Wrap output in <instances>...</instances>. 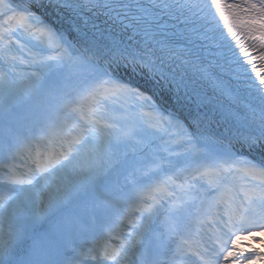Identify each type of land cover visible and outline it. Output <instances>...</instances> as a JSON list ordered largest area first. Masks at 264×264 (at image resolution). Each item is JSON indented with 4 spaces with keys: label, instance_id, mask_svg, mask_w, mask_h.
Returning a JSON list of instances; mask_svg holds the SVG:
<instances>
[{
    "label": "snow or ice",
    "instance_id": "6c2138e0",
    "mask_svg": "<svg viewBox=\"0 0 264 264\" xmlns=\"http://www.w3.org/2000/svg\"><path fill=\"white\" fill-rule=\"evenodd\" d=\"M257 234L264 0H0V264H264Z\"/></svg>",
    "mask_w": 264,
    "mask_h": 264
},
{
    "label": "rangeland",
    "instance_id": "374dc122",
    "mask_svg": "<svg viewBox=\"0 0 264 264\" xmlns=\"http://www.w3.org/2000/svg\"><path fill=\"white\" fill-rule=\"evenodd\" d=\"M258 237H259V236H258ZM259 239H260V237H259ZM255 246L257 247V246H258V244L256 243V244H255Z\"/></svg>",
    "mask_w": 264,
    "mask_h": 264
}]
</instances>
